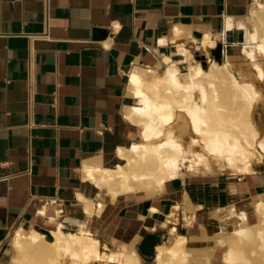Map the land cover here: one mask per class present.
Instances as JSON below:
<instances>
[{"label":"bare ground","instance_id":"bare-ground-1","mask_svg":"<svg viewBox=\"0 0 264 264\" xmlns=\"http://www.w3.org/2000/svg\"><path fill=\"white\" fill-rule=\"evenodd\" d=\"M232 32L223 60L211 57ZM158 44L168 49H157L159 57L137 61L128 72L126 94L134 103L122 108L123 138L83 161L82 180L96 189L94 197L78 191L72 202L84 218L42 203L30 225L13 230L0 264H147L142 254L152 256L151 264H264V185L243 207L235 199L244 193L233 182L230 202L215 200L208 213L187 189L192 176H215L216 165L239 180L257 179L264 165V133L254 120L264 102V0H253L247 22L226 16L220 30L199 34L173 24ZM196 51L207 56V66ZM238 55L248 68L234 62ZM173 182L184 188L180 201L167 211L148 210L162 220L140 213L131 237L114 233L102 240L96 234L92 222L108 204L163 197ZM179 215L200 230L204 245L192 246L179 231ZM203 215L216 226L211 236L202 228ZM158 228L169 237L158 241Z\"/></svg>","mask_w":264,"mask_h":264},{"label":"crops","instance_id":"crops-1","mask_svg":"<svg viewBox=\"0 0 264 264\" xmlns=\"http://www.w3.org/2000/svg\"><path fill=\"white\" fill-rule=\"evenodd\" d=\"M252 4L0 0V257L13 230L30 225L44 202L84 218L72 202L78 191L94 197L96 189L82 180L83 161L123 138L122 108L134 103L126 94L128 72L137 61L159 57L157 49H168L159 46V38L170 36L173 24L199 34L220 30L226 16L247 22ZM226 39L231 44L235 32ZM243 185L235 202L247 207L251 190L258 192L264 177L257 174ZM187 189L193 202L208 201L194 195L193 186ZM183 190L173 182L163 197L108 204L92 227L102 240L114 233L131 237L141 225L138 214L162 220L149 214V207L167 211ZM215 200L223 205L220 197Z\"/></svg>","mask_w":264,"mask_h":264},{"label":"rangeland","instance_id":"rangeland-1","mask_svg":"<svg viewBox=\"0 0 264 264\" xmlns=\"http://www.w3.org/2000/svg\"><path fill=\"white\" fill-rule=\"evenodd\" d=\"M231 47L232 46L229 43H227L224 46V52L222 51V46H221L220 50L217 49L215 51H212L211 57L223 60L225 50L231 49ZM194 57L197 60L201 61L204 66L208 65L207 56L203 52L196 51L194 53ZM237 57L234 59V62H236L237 65L242 64L244 68L249 67L246 64V61H243L239 55ZM260 88L262 89V91L264 93V83H260ZM254 120H255V123L257 124V126L264 133V102L263 101H260V103L256 107V110L254 113ZM214 169L216 170L215 172L217 173L215 176H211V175H208L205 177L204 176L203 177L192 176L191 178H189L190 180H189V183L187 185V186H190V185L193 186L194 195H199L200 197H203V199L204 198L208 199V201H206V203L204 204L205 208L203 209V213H208L209 211L214 209L213 208L214 207L213 202L211 200L214 199L215 197H220L221 201L223 202V205H225L229 202V198H230L229 189H230L231 183H233V182L237 183V187L239 190H244L246 187L243 185V182H246L247 179L239 180L238 178L233 176L229 171L220 172V168L218 165H216V167ZM257 170L259 171L258 175L261 177L262 176L264 177V165L257 167ZM218 172L220 174H218ZM177 183H179V182H177ZM251 192L256 193V191H254V190L253 191L251 190ZM248 201L250 202V199ZM207 215H205V216L203 215L204 217H203V220L201 222V225H202V228L205 229L207 235L211 236L215 233L216 226H215L214 222L208 218ZM185 224L186 223L183 220L182 216L179 215V225H178L179 231L188 236V239H189L192 246L204 245L203 243L200 242V240H201L200 239V237H201L200 230L198 228L192 229V228L186 226ZM154 234L156 235V239H158V241L160 240V238L169 237V233H168L167 229L158 228V230L156 232H154ZM205 244H207V243H205ZM217 252H218V259H220L222 251L218 250ZM142 256L144 258V261L147 264L152 263L153 260H152L151 255L142 254Z\"/></svg>","mask_w":264,"mask_h":264},{"label":"built area","instance_id":"built-area-1","mask_svg":"<svg viewBox=\"0 0 264 264\" xmlns=\"http://www.w3.org/2000/svg\"><path fill=\"white\" fill-rule=\"evenodd\" d=\"M227 44V42L226 41H222V51L224 52V46ZM226 48V47H225Z\"/></svg>","mask_w":264,"mask_h":264},{"label":"water","instance_id":"water-1","mask_svg":"<svg viewBox=\"0 0 264 264\" xmlns=\"http://www.w3.org/2000/svg\"><path fill=\"white\" fill-rule=\"evenodd\" d=\"M218 50H220V49H218Z\"/></svg>","mask_w":264,"mask_h":264}]
</instances>
